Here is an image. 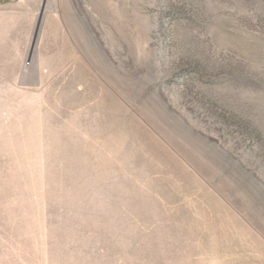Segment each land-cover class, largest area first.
Returning a JSON list of instances; mask_svg holds the SVG:
<instances>
[{
  "label": "rangeland",
  "instance_id": "rangeland-1",
  "mask_svg": "<svg viewBox=\"0 0 264 264\" xmlns=\"http://www.w3.org/2000/svg\"><path fill=\"white\" fill-rule=\"evenodd\" d=\"M0 264H264V0H0Z\"/></svg>",
  "mask_w": 264,
  "mask_h": 264
},
{
  "label": "water",
  "instance_id": "water-1",
  "mask_svg": "<svg viewBox=\"0 0 264 264\" xmlns=\"http://www.w3.org/2000/svg\"><path fill=\"white\" fill-rule=\"evenodd\" d=\"M41 13H43V11H42ZM40 20H41V19H40Z\"/></svg>",
  "mask_w": 264,
  "mask_h": 264
}]
</instances>
